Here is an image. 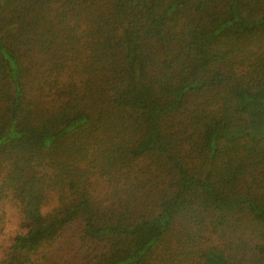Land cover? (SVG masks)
<instances>
[{
    "label": "trees",
    "instance_id": "obj_1",
    "mask_svg": "<svg viewBox=\"0 0 264 264\" xmlns=\"http://www.w3.org/2000/svg\"><path fill=\"white\" fill-rule=\"evenodd\" d=\"M0 264H264V0H0Z\"/></svg>",
    "mask_w": 264,
    "mask_h": 264
},
{
    "label": "rangeland",
    "instance_id": "obj_2",
    "mask_svg": "<svg viewBox=\"0 0 264 264\" xmlns=\"http://www.w3.org/2000/svg\"><path fill=\"white\" fill-rule=\"evenodd\" d=\"M56 204V200L52 197H50L49 202L43 207V212L48 213Z\"/></svg>",
    "mask_w": 264,
    "mask_h": 264
}]
</instances>
